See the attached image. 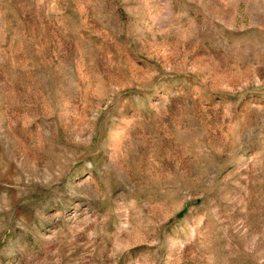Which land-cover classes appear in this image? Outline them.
Instances as JSON below:
<instances>
[{"label":"rangeland","instance_id":"374dc122","mask_svg":"<svg viewBox=\"0 0 264 264\" xmlns=\"http://www.w3.org/2000/svg\"><path fill=\"white\" fill-rule=\"evenodd\" d=\"M0 264H264V0H0Z\"/></svg>","mask_w":264,"mask_h":264}]
</instances>
